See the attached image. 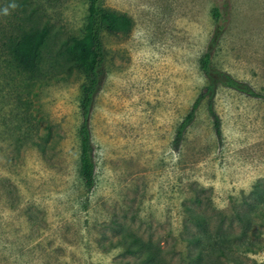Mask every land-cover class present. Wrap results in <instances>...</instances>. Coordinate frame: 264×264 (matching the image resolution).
<instances>
[{
	"label": "rangeland",
	"instance_id": "obj_1",
	"mask_svg": "<svg viewBox=\"0 0 264 264\" xmlns=\"http://www.w3.org/2000/svg\"><path fill=\"white\" fill-rule=\"evenodd\" d=\"M87 6L0 0V264H139L117 244L129 234L183 264L181 227L192 224L186 211L213 227L228 223L264 182L262 99L219 87L220 140L203 101L179 149L172 147L206 85L199 60L216 9L224 26L213 65L264 95V0L104 1L133 28L127 36H102L105 76L89 118L95 186L86 194L78 129L87 79L58 53L83 36ZM42 26L49 41L40 72L6 69L3 42ZM254 222L264 232V221ZM259 241L263 248L242 254V264H264V234Z\"/></svg>",
	"mask_w": 264,
	"mask_h": 264
},
{
	"label": "trees",
	"instance_id": "obj_2",
	"mask_svg": "<svg viewBox=\"0 0 264 264\" xmlns=\"http://www.w3.org/2000/svg\"><path fill=\"white\" fill-rule=\"evenodd\" d=\"M105 0H87V15L84 34L81 38H71L61 48L58 57L70 67L83 73L87 83L82 87L79 104V174L84 192L90 193L95 186V162L89 128V118L94 99L105 76L106 53L102 40L103 33L112 36H127L132 28V20L124 15L104 8ZM215 31L206 51L199 60V70L206 80V85L198 94L189 111L176 127L172 147L177 151L183 141L186 130L196 117L200 104L205 101L206 109L212 121L217 139L221 138V122L214 109V97L219 87H225L254 99L264 100V95L256 92L249 84L233 78L228 73L217 69L212 63V56L223 29L219 10L214 11ZM49 30L47 27H31L15 37L3 42L6 69L35 76L40 72L43 54L48 48ZM191 225L184 224L181 229L182 241L188 249L183 264H203L210 259L211 264H242L240 256L255 253L263 248L259 238L262 225L255 219L264 221V182H258L245 197L242 207L231 212L229 222L213 227L207 218L193 211H186ZM117 244L128 246L126 254L139 264H171V257L152 242L129 234L123 236ZM128 239V240H127ZM205 261V260H204ZM127 264V262H121ZM120 263V264H121ZM254 264V263H253Z\"/></svg>",
	"mask_w": 264,
	"mask_h": 264
}]
</instances>
